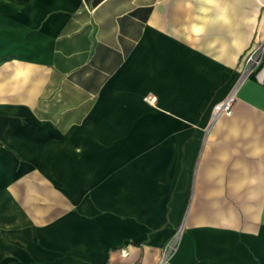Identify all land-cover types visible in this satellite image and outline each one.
Instances as JSON below:
<instances>
[{"label": "crops", "instance_id": "obj_1", "mask_svg": "<svg viewBox=\"0 0 264 264\" xmlns=\"http://www.w3.org/2000/svg\"><path fill=\"white\" fill-rule=\"evenodd\" d=\"M255 46L264 0H0V264H264Z\"/></svg>", "mask_w": 264, "mask_h": 264}, {"label": "built area", "instance_id": "obj_2", "mask_svg": "<svg viewBox=\"0 0 264 264\" xmlns=\"http://www.w3.org/2000/svg\"><path fill=\"white\" fill-rule=\"evenodd\" d=\"M240 65L243 69V76H246L252 71H257L258 74L264 75V48L255 46L247 49L240 58ZM154 97H148V101L152 102ZM234 95L231 93L223 101L215 104L212 108L211 118L215 119L220 115H230L234 104ZM165 252L159 260V264L165 262Z\"/></svg>", "mask_w": 264, "mask_h": 264}, {"label": "rangeland", "instance_id": "obj_3", "mask_svg": "<svg viewBox=\"0 0 264 264\" xmlns=\"http://www.w3.org/2000/svg\"><path fill=\"white\" fill-rule=\"evenodd\" d=\"M232 109H233V107H232ZM192 181H193V179H192ZM189 196L191 199L193 194L190 193ZM61 213H62V216H68L70 214V211L65 210V211H61ZM123 219H124V217H123ZM122 223H123V221H122ZM184 231H185V226L183 224L175 227L173 235L171 237H169L164 242L163 246L160 249L159 260L162 257V253H164V252L166 254L165 260L168 259L169 256L173 255V253L179 248L181 237H182ZM134 248L135 249H142L143 245L138 244ZM113 250H114V252L118 253L119 256L122 258L126 257L129 254L126 247L119 246Z\"/></svg>", "mask_w": 264, "mask_h": 264}]
</instances>
